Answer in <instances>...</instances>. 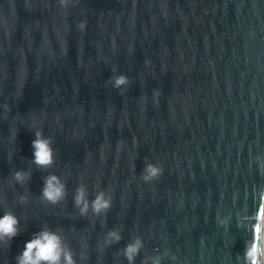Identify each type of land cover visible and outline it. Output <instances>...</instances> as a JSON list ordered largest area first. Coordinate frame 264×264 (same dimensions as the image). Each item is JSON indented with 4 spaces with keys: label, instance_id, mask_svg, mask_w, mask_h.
Here are the masks:
<instances>
[{
    "label": "water",
    "instance_id": "95a60500",
    "mask_svg": "<svg viewBox=\"0 0 264 264\" xmlns=\"http://www.w3.org/2000/svg\"><path fill=\"white\" fill-rule=\"evenodd\" d=\"M120 74L129 83L117 89ZM37 130L51 168L32 163ZM149 163L163 172L146 182ZM21 169L24 184L12 179ZM49 174L67 188L55 205L41 199ZM81 184L111 208L80 215ZM7 210L20 232L0 243V264L45 226L76 264H129L137 237L133 264H244L264 213V0H0ZM112 229L121 239L106 244Z\"/></svg>",
    "mask_w": 264,
    "mask_h": 264
},
{
    "label": "clouds",
    "instance_id": "9594fccd",
    "mask_svg": "<svg viewBox=\"0 0 264 264\" xmlns=\"http://www.w3.org/2000/svg\"><path fill=\"white\" fill-rule=\"evenodd\" d=\"M61 5H66V0H60ZM84 22L79 24L83 29ZM113 86L121 89L122 86L129 83L126 75H115L111 78ZM33 159L32 163L40 169L51 168L55 163L54 149L51 146V138H45L40 130L35 132V139L32 141ZM163 172L159 165L147 164L142 173V179L151 182L158 178ZM31 177V170H17L13 173L12 179L24 184ZM67 194L66 184L56 175L49 174L44 179V185L41 189V199L50 203L57 204L62 201ZM28 197L21 195L20 203H25ZM74 204L79 209L80 215L85 216L91 211L95 215L106 213L112 205V197L106 196L104 191L97 193L95 198L89 202L87 199L86 186L81 184L75 190ZM255 224L251 225L252 238L246 242L244 252V264H264V213H257L255 216ZM19 218L11 210L4 212L0 216V243L9 245L11 240L20 232ZM121 239L117 229L107 232L105 243L111 244ZM142 241L137 237L133 242L129 243L123 250L124 256L133 264L136 255L142 247ZM16 264H76L73 251L67 245L64 238L58 231H53L45 226L38 233H34L33 237L25 243L23 251L16 256ZM154 264H159L156 259Z\"/></svg>",
    "mask_w": 264,
    "mask_h": 264
}]
</instances>
